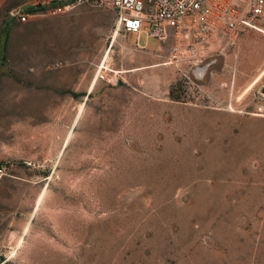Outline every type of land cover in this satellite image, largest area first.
<instances>
[{"label":"rangeland","instance_id":"obj_1","mask_svg":"<svg viewBox=\"0 0 264 264\" xmlns=\"http://www.w3.org/2000/svg\"><path fill=\"white\" fill-rule=\"evenodd\" d=\"M52 1L0 0V19ZM81 8L89 97L87 61L36 77L0 57V264H264V109L194 99L169 41L136 46L112 10L38 14Z\"/></svg>","mask_w":264,"mask_h":264},{"label":"crops","instance_id":"obj_2","mask_svg":"<svg viewBox=\"0 0 264 264\" xmlns=\"http://www.w3.org/2000/svg\"><path fill=\"white\" fill-rule=\"evenodd\" d=\"M33 6L23 8L21 12L26 16L22 20H13L10 16L0 19L1 25L8 27L6 35L0 36V57L11 53L28 56L26 60L30 61L36 77L46 74L57 61L63 64L61 71H73L76 63L87 61L89 69L76 71L77 77L86 80L79 84L75 95L89 97L95 90V84L90 81V66L95 60L99 62L100 57L97 50L95 59L94 47L76 45L77 24L84 19L78 13L85 9L70 15L42 17L38 12L24 11ZM86 19L90 21L91 18L86 16ZM86 54L88 59L79 58ZM200 57L204 73L196 86L202 93L194 99L212 101L222 109L233 103L242 104L243 109L248 106L264 109V34L247 29L234 42L215 40L201 51ZM142 59L133 70L144 67L146 63ZM230 72H233L231 79ZM47 79L51 81L52 78L48 76Z\"/></svg>","mask_w":264,"mask_h":264},{"label":"built area","instance_id":"obj_3","mask_svg":"<svg viewBox=\"0 0 264 264\" xmlns=\"http://www.w3.org/2000/svg\"><path fill=\"white\" fill-rule=\"evenodd\" d=\"M43 6L39 12L50 15L80 6L112 10L116 25L133 35L136 46L141 34L145 40L169 41L168 63H174L192 87L203 76L200 53L209 43L234 42L247 29L264 34V0H55ZM17 16L22 20L26 14ZM96 78L117 83L100 68Z\"/></svg>","mask_w":264,"mask_h":264},{"label":"trees","instance_id":"obj_4","mask_svg":"<svg viewBox=\"0 0 264 264\" xmlns=\"http://www.w3.org/2000/svg\"><path fill=\"white\" fill-rule=\"evenodd\" d=\"M43 9H44V6L35 5L33 7L26 8L24 11H26L27 13H31V12H39ZM71 95L76 96L75 94H71ZM2 261H3V258L0 257V262H2Z\"/></svg>","mask_w":264,"mask_h":264},{"label":"bare ground","instance_id":"obj_5","mask_svg":"<svg viewBox=\"0 0 264 264\" xmlns=\"http://www.w3.org/2000/svg\"><path fill=\"white\" fill-rule=\"evenodd\" d=\"M164 64V63H163Z\"/></svg>","mask_w":264,"mask_h":264}]
</instances>
